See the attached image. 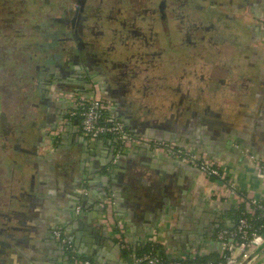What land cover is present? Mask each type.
<instances>
[{
	"label": "crops",
	"instance_id": "1",
	"mask_svg": "<svg viewBox=\"0 0 264 264\" xmlns=\"http://www.w3.org/2000/svg\"><path fill=\"white\" fill-rule=\"evenodd\" d=\"M231 3L229 12L222 8L232 17L230 36L200 54L184 56V69L183 60L162 53L158 61L163 68L153 80L149 73L129 71L108 81L95 73L90 83L83 78L84 69L78 71L70 60L72 44L61 43L53 53L42 49L36 59L44 63L38 66L31 100L11 106L12 113L20 111L13 123L0 113V174L5 178L10 173L7 178L20 189L5 204L11 206L8 211L0 208V264H67L53 235L57 228L79 257L94 264H125L123 248L103 222L108 199L130 248L157 243L171 258L218 254L216 229L233 224L237 208L223 181L147 147L122 149L112 138L102 145H90L85 137L83 142L68 103L42 90L41 77L47 64H64L66 73L58 75L55 93L87 95L98 86L132 134L204 155L240 195L264 201V178L255 166L264 167V0ZM112 56L114 62L124 60ZM75 59L79 63L78 55ZM162 74L168 75L170 87L157 85ZM57 131L51 145L50 136ZM113 186L123 188L121 198ZM244 264H264L261 247L250 251Z\"/></svg>",
	"mask_w": 264,
	"mask_h": 264
},
{
	"label": "flooded vegetation",
	"instance_id": "2",
	"mask_svg": "<svg viewBox=\"0 0 264 264\" xmlns=\"http://www.w3.org/2000/svg\"><path fill=\"white\" fill-rule=\"evenodd\" d=\"M88 1L60 0L56 7L72 8L71 15L53 20L69 28L61 39L73 45L70 60L78 71L84 69L86 76H81L90 83H94L95 73H101L98 76L108 81L112 77L119 79L129 71L147 72L150 65L140 68V63L143 65L149 60L158 61L162 53L183 60L184 69V56L200 54L206 47L211 48L221 38L230 36L228 29L232 17L224 14L220 6L222 1L226 2L225 6L232 5L231 0H178L179 6L184 9L172 8L169 0H113L114 4L107 7L101 3L89 4ZM69 3L70 5H66ZM130 3L139 4V8L126 12L124 9ZM103 8H110L104 21L103 17L99 18ZM62 10L68 12L67 9ZM93 19L97 21L96 27L89 24ZM9 20L12 25L13 18ZM100 39H104L103 45L106 42L104 48L101 47ZM76 54L79 56V63L75 59ZM113 54L122 56L120 58L124 62H114V57L111 58ZM156 56L157 60H154ZM64 69V64H47L45 76L41 77V89H60L57 77L65 75ZM152 79H157L156 74L152 75ZM168 79V75H163L160 79L162 82L157 85L164 89Z\"/></svg>",
	"mask_w": 264,
	"mask_h": 264
},
{
	"label": "built area",
	"instance_id": "3",
	"mask_svg": "<svg viewBox=\"0 0 264 264\" xmlns=\"http://www.w3.org/2000/svg\"><path fill=\"white\" fill-rule=\"evenodd\" d=\"M260 27L264 29V18L260 22ZM55 96L68 103L69 116H77L80 119L79 133L87 140H98L103 136H111L122 149L136 146L147 147L157 154L178 159L197 168L200 174L206 178L214 176L217 178L216 182L223 181L227 187V197L237 208L242 205L241 216L233 221V226L221 227L215 232L214 238L219 243V261H199L196 252L171 258L168 252L162 248L163 255H159L158 251L143 253L140 256L131 254L125 264H244L249 258L250 251L255 247H261L264 252V202L240 195L235 183L226 179L225 173L215 162L176 143L132 134L116 117L113 103L101 95L98 86H93L87 95L78 92L58 91ZM58 136L59 131L52 133L50 136L51 145L55 143ZM255 166L259 175L264 178V167L259 164ZM111 204V199L105 202L106 210L103 222L118 240L120 247L129 248L124 236V224L113 213ZM259 221L263 222L259 223ZM53 235L64 250L67 264H94L88 259L77 256L72 241L63 230L57 228L53 231ZM69 260H71L70 263Z\"/></svg>",
	"mask_w": 264,
	"mask_h": 264
},
{
	"label": "rangeland",
	"instance_id": "4",
	"mask_svg": "<svg viewBox=\"0 0 264 264\" xmlns=\"http://www.w3.org/2000/svg\"><path fill=\"white\" fill-rule=\"evenodd\" d=\"M59 1L60 0H0V113L2 114L4 112L5 117L9 118L12 123L18 119L20 111L18 110L12 113L10 110L11 106L18 101L19 106H23L27 99L31 100V91H33L35 83H37V78L39 77L40 67L38 66L44 63L43 58L40 60V58L36 59V57H38V54L40 57L42 49L45 50V53H53L59 49L61 43H65L61 38L65 37V33L67 34L69 28L61 23L54 22L53 19L65 18L66 16L69 17L72 8H57L56 5ZM109 2L106 0H101V2L100 0L88 1L89 4L96 5L101 3L105 5V7L114 4L113 0ZM224 3L226 2L222 1V6L220 7H225L226 11L229 12V10H227L228 6H225ZM169 4L172 5V8L184 9L179 6L178 0H169ZM66 5H70V3ZM138 5L139 4L136 3H130L129 7L124 10L129 12L133 8H139ZM140 8H143V6H140ZM62 9H67L68 12L66 13ZM109 9L110 8L101 9L102 13L99 18L103 17L102 19L104 21V17L109 14ZM171 16L175 17L173 13ZM10 18H14L12 25L9 20ZM174 19L178 20L177 18ZM89 24L96 27L97 21L93 19ZM115 27H117V25ZM8 36H10V39L7 38ZM99 42L101 47H103L102 39L99 40ZM46 45L50 46L48 47ZM2 62L4 65H2ZM163 64V62L149 60L143 65L140 63L141 66L139 67L145 68L149 66L150 69L143 73H149L150 78H152L153 74H158L156 76H159L161 73L159 71L163 68L160 65ZM168 64L170 63L168 62ZM175 79L176 78H174L173 82H175ZM30 84H32V89ZM50 93L55 97V90L52 91V89H50ZM21 100L24 102H21ZM2 107H5V109L3 110ZM7 159H9V157ZM12 172L14 175V171ZM9 174L10 173L5 175V178L0 174V208L6 211L11 207L9 205L8 208L5 205L11 202L10 195L14 194L17 196L20 192V189L14 186L16 185V181L14 182V180L11 181L7 178Z\"/></svg>",
	"mask_w": 264,
	"mask_h": 264
},
{
	"label": "trees",
	"instance_id": "5",
	"mask_svg": "<svg viewBox=\"0 0 264 264\" xmlns=\"http://www.w3.org/2000/svg\"><path fill=\"white\" fill-rule=\"evenodd\" d=\"M13 21H14V18H13ZM7 38L10 39V36H8ZM46 46L49 47L50 45H46ZM2 65H4L3 62H2ZM75 118L78 120V125H79L80 119L77 116ZM126 129H127V127H126ZM106 138H111V136H103V139H106ZM56 144H57V142H56ZM211 178L214 179V180L217 179L214 176H211ZM262 202H264V201H262ZM241 206H239L238 208H236L235 215H234V220L237 219L238 216H241V211H242V207ZM262 222L263 221H259V223H262ZM226 226L227 227H231V226H233V224L222 223L216 229V232H217V230L219 228L226 227ZM123 250H124V252H123L122 256H123V258H125L127 260L130 259L131 254H135L136 256H140L143 253H154V252H157L158 251L159 252V255H163L162 247L160 245L153 244V243H146V244L140 245L137 248H130L129 247V248H126V249H123ZM197 260H199V261H213V262H217V261L220 260V257L217 254V252H213V253H210V254L198 255L197 256ZM164 261H166V260H164ZM70 262H71V260H69V263Z\"/></svg>",
	"mask_w": 264,
	"mask_h": 264
},
{
	"label": "water",
	"instance_id": "6",
	"mask_svg": "<svg viewBox=\"0 0 264 264\" xmlns=\"http://www.w3.org/2000/svg\"><path fill=\"white\" fill-rule=\"evenodd\" d=\"M77 69V68H76ZM79 81H81V84H86V80H84V79H82V78H80V80ZM125 123H127V122H125ZM80 140H82L83 142H85L86 143V141H85V138L84 137H78ZM96 142H98V143H100L101 145H102V142H104V139L103 138H101V139H98V140H92L91 142H90V145H93L94 143H96ZM58 150V149H57ZM117 166H119V164L117 165ZM116 166V167H117ZM116 170H117V168H115ZM114 169V170H115ZM117 172V171H116ZM125 189H126V187H124ZM113 190L115 191V197H117V198H121L120 197V194H121V192L123 191V188H121L120 186L118 187V186H113ZM75 246H77V245H75ZM78 247V246H77Z\"/></svg>",
	"mask_w": 264,
	"mask_h": 264
}]
</instances>
